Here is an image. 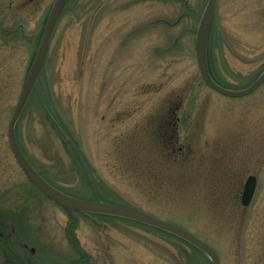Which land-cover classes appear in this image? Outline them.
Instances as JSON below:
<instances>
[{"label": "rangeland", "instance_id": "obj_1", "mask_svg": "<svg viewBox=\"0 0 264 264\" xmlns=\"http://www.w3.org/2000/svg\"><path fill=\"white\" fill-rule=\"evenodd\" d=\"M53 1L0 0V264H210L156 228L68 212L17 163L8 125ZM206 3L68 0L16 136L59 190L177 225L220 264H264V84L229 98L201 83L195 33ZM208 62L225 87L256 79L264 0H217Z\"/></svg>", "mask_w": 264, "mask_h": 264}, {"label": "water", "instance_id": "obj_2", "mask_svg": "<svg viewBox=\"0 0 264 264\" xmlns=\"http://www.w3.org/2000/svg\"><path fill=\"white\" fill-rule=\"evenodd\" d=\"M216 1L217 0H207L203 12L199 18L198 27L195 33V55L197 66L201 75V83H204L207 87L225 97L240 98L248 96L264 84V70L261 71V73L250 85L242 89H232L222 86L214 80L210 73L208 63V44ZM66 2L67 0H54L50 7L49 13L42 28L39 43L24 79L17 104L9 121L7 132L8 140L11 151L17 163L19 164L29 181L40 192H42L54 203L68 211H75L88 216H112L148 225L150 227L174 235L175 237L195 247L197 250L208 257L210 264H220L216 252L209 245L198 239L187 230L177 225L162 221L136 208L73 197L50 184L37 172V170L31 165L29 160L24 155L17 140L16 125L34 89L39 87V79L44 69L50 40ZM255 186V177H248L242 193L241 203L243 206L249 205L255 191Z\"/></svg>", "mask_w": 264, "mask_h": 264}, {"label": "trees", "instance_id": "obj_3", "mask_svg": "<svg viewBox=\"0 0 264 264\" xmlns=\"http://www.w3.org/2000/svg\"><path fill=\"white\" fill-rule=\"evenodd\" d=\"M39 100H40V103L42 104V106L44 107V109L45 110H48L47 109V100H46V98L43 96V95H41V96H39V98H38ZM54 123V125L56 126V127H58V125L55 123V122H53ZM187 244V243H186ZM190 246V245H189ZM193 248V247H192Z\"/></svg>", "mask_w": 264, "mask_h": 264}, {"label": "flooded vegetation", "instance_id": "obj_4", "mask_svg": "<svg viewBox=\"0 0 264 264\" xmlns=\"http://www.w3.org/2000/svg\"><path fill=\"white\" fill-rule=\"evenodd\" d=\"M171 113H172V114H174V111H172ZM173 120L175 121V122H174V124H173V125H174V127H175V126H176V123H177V120H176V118H175V117H173ZM171 142H172V141H171Z\"/></svg>", "mask_w": 264, "mask_h": 264}]
</instances>
